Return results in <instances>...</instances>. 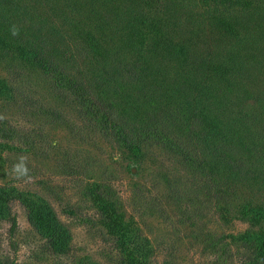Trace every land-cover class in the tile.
I'll use <instances>...</instances> for the list:
<instances>
[{"label":"trees","instance_id":"1","mask_svg":"<svg viewBox=\"0 0 264 264\" xmlns=\"http://www.w3.org/2000/svg\"><path fill=\"white\" fill-rule=\"evenodd\" d=\"M196 2L0 0V50L40 67L109 142L134 155L158 144L181 157L209 198L237 202L249 228L238 237L209 234V249L219 264H264V118L255 109L264 98L243 85L246 76H264V0ZM207 36L214 44L204 52ZM244 187L255 191L240 197ZM85 195L116 251L109 264H150V240L126 222L107 186H88ZM15 200L47 251L69 254L72 232L53 207L0 185V221L10 222L14 254L0 264H16ZM77 264L101 263L85 257Z\"/></svg>","mask_w":264,"mask_h":264},{"label":"rangeland","instance_id":"2","mask_svg":"<svg viewBox=\"0 0 264 264\" xmlns=\"http://www.w3.org/2000/svg\"><path fill=\"white\" fill-rule=\"evenodd\" d=\"M188 1L199 7L196 0ZM213 44L207 36L200 47L205 52ZM51 84L40 67L0 50V143L11 147L0 152V185L46 200L73 236L69 254L50 253L31 227L26 209L15 200L11 206L19 227L16 264H77L85 257L111 262L116 251L102 236L99 215L85 195L93 184L107 186L126 222L150 240V264H219L209 249V234L244 233L249 224L238 214L239 204L228 206L209 198L181 157L158 144L134 155L109 142ZM243 85L250 96L264 98L256 91L264 90L261 74L244 77ZM263 105L255 109L264 118ZM254 191L244 187L240 197ZM67 206L76 216L64 213ZM9 229L10 222L0 221V260L14 255Z\"/></svg>","mask_w":264,"mask_h":264}]
</instances>
